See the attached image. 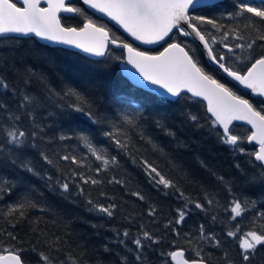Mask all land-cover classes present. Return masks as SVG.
Masks as SVG:
<instances>
[{
  "label": "trees",
  "instance_id": "trees-1",
  "mask_svg": "<svg viewBox=\"0 0 264 264\" xmlns=\"http://www.w3.org/2000/svg\"><path fill=\"white\" fill-rule=\"evenodd\" d=\"M239 2L223 0L216 3L220 5L218 8H200L191 14L215 18L227 30L239 21L222 14L234 11L233 4ZM249 2L258 3L259 0ZM85 12L93 20L104 24L103 20ZM61 20L68 27L83 25V17L79 16L63 17ZM199 27L212 33L218 41L222 39L224 30L217 32L207 24ZM108 28L126 41V37L117 30L114 32L111 27ZM176 40L187 50L191 48L190 54L199 60L200 65L225 83L226 78L206 63L204 52L195 42L179 36ZM238 42L230 35L223 43L234 45ZM223 43L213 45L214 49L228 57L227 64L241 66L235 61V55H239L240 50L236 49L235 54L228 53ZM0 52L14 56L18 67L30 68L35 73L27 87L15 81L11 74L9 82L18 83L37 101L30 109V118L17 109V98L11 94L2 97L11 111L22 117L16 126L29 135L25 148H12L11 159L16 161L15 164L0 157V186L4 189L0 192V246L21 249L25 264H42L39 252L65 264H70L69 255L78 264H123L122 257H127V264H172L164 254L176 248L184 249L189 259L197 258L193 249H203L201 254L209 264H224V253L227 252L228 259L241 264L236 241L228 238L226 232L236 225L241 232H246L253 228L254 221L257 226L264 224V218L259 216L260 212H264V185L249 184L247 177L259 172L258 162H254V157L249 155L253 152L244 148L241 153L222 143L217 135L222 130L213 125L214 119L202 101L185 94L180 103H174L169 98L137 87L122 74L120 60L115 58L122 55L116 52L104 59L94 60L78 52L41 44L34 38L0 43ZM69 89L85 98L87 103L82 106L86 112L90 106L91 111L104 122L91 124L86 115L72 111L69 105L75 103L76 98L64 96ZM166 99L168 103L163 102ZM136 108H139L138 112ZM122 114L132 117L139 127L124 124ZM190 116H196L197 120L192 121ZM157 122L162 127H158ZM10 123L8 113L0 112V126ZM113 124L122 133L118 137L121 141L131 138L127 151L119 149L112 139L102 134L113 131ZM33 131L39 133L35 139L31 136ZM81 131L88 132L93 145L103 150L105 158L115 157L116 164L104 169L101 161L96 160L77 138ZM141 134L144 140L140 139ZM61 135L69 138L61 140ZM0 143H3L2 135ZM33 143L35 147H31ZM245 144L241 140L240 146ZM153 145L157 147L154 149ZM42 152L53 161L52 164L42 158ZM64 155L75 156L81 166L61 159ZM142 160L153 163L173 180L191 202L181 198L176 189L155 185L142 167ZM22 164L32 167L35 175L21 167ZM81 173L101 183L84 184L79 178ZM113 179L123 183H109ZM58 181L69 183V191L64 192ZM77 185L84 189L83 195ZM133 192H139L144 199L133 196ZM207 199H212L213 203L209 205ZM233 199L241 202L252 200L256 206H249L247 213L232 220L226 209ZM88 200L93 204L90 205ZM24 201L36 206L26 205L24 217L19 213L8 215L10 206ZM194 202L204 204V210L195 208ZM109 204L116 206L112 217L93 210L95 205ZM151 208L156 210L154 215H149ZM178 209L187 213L181 224L175 223ZM201 225L205 234L212 233L222 241L220 248L200 238ZM124 231L129 232L127 238L123 236ZM143 231H148L159 242L151 244L143 241L142 261L137 262L132 241L143 239ZM7 233H12L16 239H11ZM129 248L133 252L130 253ZM251 264H264V248L258 250Z\"/></svg>",
  "mask_w": 264,
  "mask_h": 264
},
{
  "label": "snow or ice",
  "instance_id": "snow-or-ice-1",
  "mask_svg": "<svg viewBox=\"0 0 264 264\" xmlns=\"http://www.w3.org/2000/svg\"><path fill=\"white\" fill-rule=\"evenodd\" d=\"M82 4L114 21L135 41H139L143 45H161L163 50L153 53L125 42L113 35L106 24L93 20L84 8L70 3L69 0H0V38H3L0 43H16L19 37L34 36L41 40L75 47L84 53L97 57L108 55L109 45L122 49L126 56L115 58L126 65H130L131 69H135V72H132L131 69H125V71L137 83H141L139 78L142 77L143 81L157 86L154 91H157L161 97H170L171 102L174 103H180L185 98L186 93H191L192 97L206 101L207 112L214 117L213 125H218L223 129L222 133H217L221 137L222 143L243 153L245 150L240 147L242 138L232 134L230 125L233 121H245L251 125L253 131L246 139L248 142H255L259 146L258 151L249 153L254 157V162H259V172L247 177V180L252 185L257 183L264 185V107L258 110L251 100L237 94L228 84L222 83L207 72L200 65L199 60L190 54L192 49L186 50V46L176 40L177 36H192L194 39H198L203 45L210 63L217 66L218 70H222L233 82L251 90L252 95L264 98V0H259L258 3L240 0L239 3L233 4L234 11L222 15L239 22L227 30H224L225 25L215 18L191 14L198 8H218L220 5L214 3V0H82ZM61 13L83 17V25L81 27H65L61 22ZM205 24L211 25L217 32L224 30L222 39L218 41L212 33L202 31L199 25ZM230 35L235 41L240 42L234 45L223 43L228 40ZM217 43H223L228 53L235 54V50L239 49L240 54L235 55V61L239 62L241 66L238 67L236 63L227 64L228 57L223 52H217L213 47ZM136 73L139 74L138 77ZM9 74L13 76L15 81L22 82L27 87L35 73L30 68L18 67L14 56L10 57L0 52V112L8 113V118L11 121L8 125L0 126V135L3 136V143H0V157L10 159L15 164L16 161L11 159L12 148L16 150L25 148L27 146L26 138L29 134L16 126L22 117L12 112L7 101L2 97L11 94L13 98H17L15 99L17 109L22 110L30 118L32 117L30 109L37 101L24 88L19 87L18 83L10 84ZM159 90L163 91L159 92ZM49 91L52 92L51 89ZM64 96L76 98V102L69 107L74 112L86 115L91 124L97 125L104 122L91 111L90 106L89 110L85 111L82 105L87 101L80 93L69 89ZM163 102L168 103L169 100L166 99ZM258 103L264 105V99H260ZM135 111L138 112L139 108H136ZM121 119L126 125L134 128L139 127L127 114H122ZM190 119L196 121L197 117L190 116ZM157 126L162 127L159 122H157ZM34 127H39V125H34ZM112 128L113 131H104L102 134L112 139L119 149L127 151L128 142L131 138L121 141L118 138L122 134L120 129L115 124L112 125ZM38 135L37 131L31 133L34 139ZM169 135H173V133H169ZM68 138L64 135L60 136L61 140ZM77 138L88 148L96 160L101 161L104 169H107L110 164H116L115 157L105 158L103 150L93 145L87 131L78 133ZM140 139H145L143 134L140 135ZM148 142L151 143V140ZM35 146L34 143L31 145V147ZM156 147L153 145L154 149ZM41 156L47 163H53L43 152ZM61 159L71 160L72 163L81 166V162L75 156L64 155ZM133 162L135 163V160ZM141 165L155 185H162L164 189H176L180 193V197L188 201V198L180 191L175 182L167 178L153 163L142 160ZM254 166L257 165L254 164ZM21 167L35 175L34 169L28 164H22ZM73 175L76 174L73 173ZM79 178L84 184L96 185L101 183L97 179L86 178L82 173ZM113 182L123 183L115 179L109 181V183ZM58 183L64 192L69 191V183H60L59 181ZM77 187L80 194L83 195L84 189L80 188L79 185ZM3 190V187L0 186V192ZM132 195L140 200L144 199L139 192H133ZM88 203L93 204L91 200H88ZM194 203L195 208L204 210V204ZM207 203L211 205L212 199H207ZM26 205L29 207L36 206L24 201L10 206L8 215L19 213L21 217H24L23 209ZM249 206L255 208L256 202L252 200L241 202L238 199H233L226 211L229 212L232 220H236L249 211ZM115 207L114 204L95 205L93 210L112 217ZM155 211V208H151L149 215H154ZM177 211L178 218L175 223L181 224L187 213L184 209ZM259 216L264 218V212H260ZM212 219L215 221L216 217L213 216ZM169 223L171 224V221ZM199 232L202 240L211 242L215 248L221 247L222 241L212 233L205 234L203 225L200 226ZM7 235L13 240L16 239L12 233H7ZM123 236L127 238L129 232L124 231ZM226 236L236 241L241 264H251V260L256 256L258 250L264 248V224L257 226L255 221L253 228L248 231L241 232L239 225H236L234 229L226 232ZM142 238H135L132 241L135 245L134 258L137 262L142 261L145 247L143 241H149L151 244L159 242L148 231L142 232ZM120 243L123 244L124 241L121 240ZM189 243L191 242L189 241ZM21 251V249H16L13 246L7 248L0 246V264H25ZM128 251L131 253L133 249L129 248ZM193 251L197 258H186L183 249L174 250L164 255L170 257L175 264H209V261L201 254L203 249L197 248ZM38 256L42 264H65L64 261L55 262L43 252H39ZM67 259L70 264H78V261L70 255ZM121 259L123 264H127V257ZM223 259L224 264H235L234 260L228 259L227 252L224 253Z\"/></svg>",
  "mask_w": 264,
  "mask_h": 264
},
{
  "label": "water",
  "instance_id": "water-1",
  "mask_svg": "<svg viewBox=\"0 0 264 264\" xmlns=\"http://www.w3.org/2000/svg\"><path fill=\"white\" fill-rule=\"evenodd\" d=\"M69 1H70V0H69ZM80 1H81V4H82V0H80ZM221 1H223V0H214V3H218V2H221ZM82 5H83V4H82ZM42 6H44V5H42ZM83 6H84V8H86L88 11H90V12L96 14L98 17H100V18H102V19H105V20L108 21L110 24H112L113 26H115L119 31H121L122 33H124V34L127 36V38H129V39L131 40V42H132L133 44L137 45L138 47H141V48H143V49H152V48H156L157 46H160V45H143V44H141L139 41H135V40H134L132 37H130L126 32H124L123 29L120 28V26L117 25L114 21H111V20H109L107 17L102 16V14H100V13H96L94 10L88 9L86 5H83ZM198 9H200V8H198ZM196 10H197V9H196ZM60 15H73V14H69V13H61ZM29 37H34V36H29ZM34 38H36V37H34ZM188 38H189L191 41L197 43L198 46L204 51V49H203V45L200 43V41H199L198 39H194L192 36H189ZM36 39H37L39 42H41L42 44L44 43L45 45H49V46H52V47H62V48H66V49H70V50H73V51L80 52L81 54L86 55L87 57H89V58H91V59H102V58L105 57V56H104V57L93 56V55H90V54H88V53H84V52H82L80 49H77V48L72 47V46L63 45V44H57V43H53V42H50V41L41 40V39H39V38H36ZM111 46H112V45H111ZM112 47H113L114 49H119V48H116V47H114V46H112ZM141 50H142V49H141ZM162 50H163V49H162ZM186 50H187V49H186ZM204 53H205V51H204ZM205 55H206V54H205ZM125 56H126V53H125ZM206 57H207V56H206ZM207 62H208L209 65H211V66L217 68V66L213 65L212 63H210L208 57H207ZM120 68H121V70H122L123 75H124L125 77H127L128 80H129L131 83H133V84L136 85L137 87L143 88V89H145V90H147V91H149V92H151V93H154V94H156V95H159V93H158L157 91H154V90L157 88V86H155V85H151V84H149L147 81H143V78H142V77L139 78L140 81H141V83H137L135 80H133V79L127 74V72L125 71V69H131V66H130V65H126V64H124V63H121V64H120ZM131 70H132V72H135V69H131ZM220 71L222 72V70H220ZM222 73H223V72H222ZM223 74L227 77V75H226L225 73H223ZM136 76L138 77L139 74L136 73ZM227 78H228L230 81H232L231 78H229V77H227ZM232 82H233V81H232ZM233 83H235V84L237 85V87L240 88L241 90H243V91H245V92H249L250 95H251L252 97H256V96H254V95L251 94V90H249V89H245L242 85H238L236 82H233ZM162 91H163V90H159V92H162ZM188 94L191 95V93H188ZM159 96H160V95H159ZM191 96H192V95H191ZM166 98H170V97H166ZM170 99H171V98H170ZM198 99L202 100L201 98H198ZM262 99H264V98H262ZM202 101H203V100H202ZM204 102H205V104H206V106H207V102H206V101H204ZM209 114H210V113H209ZM210 115H211V114H210ZM213 118H214V117H213ZM234 124L245 125V126L249 127L251 131H253V129L251 128V125L247 124L245 121H233L232 124L230 125V128H231V126L234 125ZM220 128H221V127H220ZM221 129H222V128H221ZM222 131H223V129H222ZM251 143H253L254 145H256V146L259 148V146H258L255 142H251ZM177 250H178V249H177ZM185 257H186V256H185ZM170 261H171V258H170ZM171 262H172V264H175V262H173V261H171Z\"/></svg>",
  "mask_w": 264,
  "mask_h": 264
},
{
  "label": "flooded vegetation",
  "instance_id": "flooded-vegetation-1",
  "mask_svg": "<svg viewBox=\"0 0 264 264\" xmlns=\"http://www.w3.org/2000/svg\"><path fill=\"white\" fill-rule=\"evenodd\" d=\"M71 3L76 4L79 7H83L82 4H81V2H80V0H73V1H71ZM114 32H115V30H114ZM229 84L231 85V83H229ZM257 103H258V101H257ZM258 104L260 105V103H258Z\"/></svg>",
  "mask_w": 264,
  "mask_h": 264
}]
</instances>
